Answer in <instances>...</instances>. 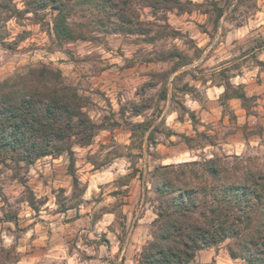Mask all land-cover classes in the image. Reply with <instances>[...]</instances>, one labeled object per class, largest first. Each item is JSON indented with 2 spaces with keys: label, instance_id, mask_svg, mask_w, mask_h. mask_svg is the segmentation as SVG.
Masks as SVG:
<instances>
[{
  "label": "rangeland",
  "instance_id": "obj_1",
  "mask_svg": "<svg viewBox=\"0 0 264 264\" xmlns=\"http://www.w3.org/2000/svg\"><path fill=\"white\" fill-rule=\"evenodd\" d=\"M181 1L187 11L153 13L135 2L145 35L93 28L92 39L62 44L53 36L50 9L0 14V81L29 65L49 64L89 99L91 120L104 125L88 145L73 146L85 186L80 197H72L65 154L0 165L2 264H136L155 217L154 194H143L139 172L150 188L157 165L223 154L264 164V113L254 84L262 85L264 74V0ZM213 2L224 9L219 18ZM12 4L25 9L23 0ZM71 21L84 20L77 15ZM170 51L182 59L168 57ZM177 62L184 65L175 68ZM221 70L242 85L247 110L237 99L221 104ZM254 70L256 81L242 83ZM165 77L168 94L161 100ZM131 103L146 109L133 115ZM150 120L143 135H132V124ZM156 124L150 143L146 137ZM182 135L192 138V147ZM226 243L201 249L190 264H246L228 256ZM7 254L15 259L7 261Z\"/></svg>",
  "mask_w": 264,
  "mask_h": 264
},
{
  "label": "trees",
  "instance_id": "obj_2",
  "mask_svg": "<svg viewBox=\"0 0 264 264\" xmlns=\"http://www.w3.org/2000/svg\"><path fill=\"white\" fill-rule=\"evenodd\" d=\"M137 1L143 2L153 13L171 9L187 11L181 0H23L25 9L22 11L12 0H0V14L16 16L50 9L53 36L62 44L92 39L93 28L145 35L147 28L138 20L133 6ZM212 4L219 18L224 9ZM77 15L84 21H71V17ZM171 34L175 36L177 32L171 31ZM168 55L182 59L177 51H170ZM183 65L177 62L175 68ZM219 74L224 77L221 104L226 107L227 100L237 99L247 110L250 98L242 85L229 82L223 70ZM164 81L161 100H166L168 94L166 77ZM171 99L173 101V97ZM89 102L76 87L65 82L60 69L49 64L29 65L2 79L0 165L7 160L31 165L42 157L65 154L72 197H80L85 186L76 175L73 146L88 145L96 132L104 129L103 124L93 122L86 113ZM145 109L144 104H130L133 115H140ZM159 114L160 111L157 116ZM188 114L194 121V113ZM153 121L132 124V135H143ZM157 129L158 124L148 132V142L154 141L152 136ZM182 137L192 147V138ZM150 176L152 181L147 188L144 175L139 172L143 194H154L155 217L150 224L151 239L142 246L136 264H190L201 249L225 241L232 260L264 264V164L239 155H213L157 165ZM30 206L35 209L33 198ZM59 207L66 209L62 202ZM3 252L5 250L1 249L0 264ZM6 257L7 261L15 259L8 254Z\"/></svg>",
  "mask_w": 264,
  "mask_h": 264
},
{
  "label": "crops",
  "instance_id": "obj_3",
  "mask_svg": "<svg viewBox=\"0 0 264 264\" xmlns=\"http://www.w3.org/2000/svg\"><path fill=\"white\" fill-rule=\"evenodd\" d=\"M261 59L264 61V55L261 56ZM259 77L262 79V85H257L255 84V89L256 93L259 95L257 98V101L259 102L257 109L261 112L264 113V74L260 73ZM257 78V70L253 71L252 73L245 74L243 77H241V82L242 83H249L252 84L253 81H256Z\"/></svg>",
  "mask_w": 264,
  "mask_h": 264
}]
</instances>
